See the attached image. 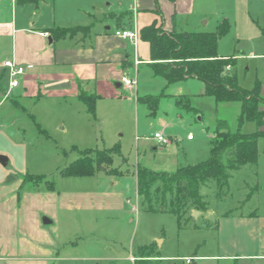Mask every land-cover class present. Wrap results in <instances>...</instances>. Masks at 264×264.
Returning <instances> with one entry per match:
<instances>
[{
    "label": "rangeland",
    "instance_id": "obj_1",
    "mask_svg": "<svg viewBox=\"0 0 264 264\" xmlns=\"http://www.w3.org/2000/svg\"><path fill=\"white\" fill-rule=\"evenodd\" d=\"M111 1L117 9L116 0ZM203 6L205 17L197 24L201 27L193 30L217 32L221 22L228 20L229 31L219 40V53L235 60L227 72L247 89L263 82L264 0H203ZM189 26L187 31H192ZM138 55L144 61L151 59L148 42H140ZM152 71L151 66L140 65L138 85L119 88L122 98L96 102L94 113L80 103L28 100L9 93L8 101L0 105V148L9 149L14 157L9 169L17 180L12 183L24 177L19 197L27 190L56 192L55 205L52 198L44 200L43 209L55 218L45 232L34 225L39 201L31 195L21 200L16 221L22 237L39 239L33 243L41 247V239L52 238L57 245L56 264H138L144 259L141 247L153 248V264H188V258L190 264H264V258L243 257L264 255V145L256 164L232 171L227 189H219L214 182L201 187L207 206L200 213L188 210L179 216L170 200L162 206L158 198L151 203L153 210L138 194L139 165L174 172L207 160L218 118L226 119L232 132L257 129L254 121L240 124L238 103L217 107L213 97L196 96L200 80L169 84ZM135 72L133 68L127 75ZM163 92L181 96L177 103L173 97H164L156 114L138 102V97ZM184 95H191L192 101ZM191 102L201 111L192 110ZM156 132L168 143L158 144L152 138ZM105 149H113V161L94 175L63 176L65 168L87 150L96 157ZM27 175L44 176L54 183L45 185ZM53 184L55 190L46 188ZM252 211L259 218L242 216Z\"/></svg>",
    "mask_w": 264,
    "mask_h": 264
},
{
    "label": "crops",
    "instance_id": "obj_2",
    "mask_svg": "<svg viewBox=\"0 0 264 264\" xmlns=\"http://www.w3.org/2000/svg\"><path fill=\"white\" fill-rule=\"evenodd\" d=\"M116 4L117 9L112 7L111 0H41L38 3L0 0V105L8 101L11 92L28 100L55 99L65 105L80 103L88 111L79 98L81 91L95 95L96 102L105 98H122L119 88L126 86L121 78L133 68L138 77L142 64L152 68L151 59L144 61L138 55L140 42H146L140 36L143 27L156 21L166 31H187L189 22H193L194 26H189L192 28L190 32H208L193 30L201 27L197 24L205 17L203 0H116ZM122 14L126 15L119 17ZM84 27L88 29L83 33L81 28ZM56 28L73 31L54 38L52 34ZM135 28L139 32L136 44L115 35L117 29ZM218 54L229 56L220 54L219 48ZM8 60L25 68L16 87H11L9 70L4 66ZM201 83L196 96L206 97L205 84ZM260 83L264 98V81ZM162 94L160 102L164 97H173L177 103L181 96L166 92ZM184 96L191 100V95ZM224 104L229 103L221 105ZM178 105L182 107L179 101ZM191 105L195 107L192 102ZM261 109L264 112V104ZM256 126V132L264 131V124ZM189 136V140H194ZM152 138L162 144L155 134ZM261 145H264V136L259 138V155ZM0 154L9 159L7 165L0 162V264H56L57 245L54 240L46 236L41 239L42 247L34 245L33 241L40 240L30 235L22 237V229L18 228L16 221L21 200L31 195L39 201L35 203V228L45 232L44 227L53 224L55 218L43 209L44 200L52 198L55 205L56 192L47 194L39 189L27 190L23 197H19L18 190L22 188L24 177L19 176L18 184L12 183L17 180L9 169L14 157L9 149L0 148ZM11 174L14 179L9 181L7 176ZM5 180L7 185H4ZM256 187L260 188L259 182ZM41 216L51 220V223H44ZM242 216L253 220L259 218L255 211L242 213ZM243 257L255 259L264 258V255L249 254Z\"/></svg>",
    "mask_w": 264,
    "mask_h": 264
},
{
    "label": "trees",
    "instance_id": "obj_3",
    "mask_svg": "<svg viewBox=\"0 0 264 264\" xmlns=\"http://www.w3.org/2000/svg\"><path fill=\"white\" fill-rule=\"evenodd\" d=\"M21 3L41 0H18ZM126 14H122V17ZM229 22L224 20L217 32L166 31L156 21L140 31L141 38L148 42L151 50V63L155 75L163 76L167 82L176 83L189 78H196L205 84V95L214 98L217 105L238 103L240 106L239 122L254 121L259 127L264 124V112L261 105V83L252 89L242 87L236 76L227 72L229 65H234L233 56H219V40L228 33ZM73 30L56 28L53 37ZM163 94L138 97V102L146 104L151 114H156ZM80 100L94 113L97 97L81 91ZM180 103V100H179ZM191 109H196L191 106ZM264 131L243 133L232 132L224 118L217 119L216 134L211 140V156L194 165L179 167L174 172L154 171L138 166L137 192L145 200H170L173 212L180 214L188 210H203L207 203L201 194V187L216 183L219 189H227L232 171L247 164H256L259 160V138ZM113 149H105L93 157L87 150L84 155L63 171L65 177H85L94 175L103 164L112 163ZM226 159V160H225ZM231 160L230 163L226 161ZM39 178L45 185L53 181L45 180L44 176L27 175L26 178ZM54 183V182H53ZM55 189V184L46 187ZM220 191L218 192V195ZM159 196V197H158ZM150 209L155 210L153 205ZM138 264H153V248L141 247Z\"/></svg>",
    "mask_w": 264,
    "mask_h": 264
},
{
    "label": "built area",
    "instance_id": "obj_4",
    "mask_svg": "<svg viewBox=\"0 0 264 264\" xmlns=\"http://www.w3.org/2000/svg\"><path fill=\"white\" fill-rule=\"evenodd\" d=\"M115 35L121 38H125V39H130L134 42V44L137 43L138 39H139V32L138 30L132 29H117L115 31ZM136 63H139V61H136ZM4 66L8 68L9 70V75H10V80H11V87H16L19 85V77L24 74L25 72V68L23 66H20L18 64H16L14 61L12 60H8L4 62ZM229 68V66H228ZM122 82L124 83V85L127 88H134L135 86H137L138 84V77L137 74H134L132 76H128L125 75L122 78ZM155 138H157L159 140L160 143H167L168 140L164 137V135H162L161 133L157 132L155 133ZM189 138H192V136L190 135ZM132 260H134L135 258L132 257ZM187 263L190 264L192 262L191 259H186Z\"/></svg>",
    "mask_w": 264,
    "mask_h": 264
},
{
    "label": "water",
    "instance_id": "obj_5",
    "mask_svg": "<svg viewBox=\"0 0 264 264\" xmlns=\"http://www.w3.org/2000/svg\"><path fill=\"white\" fill-rule=\"evenodd\" d=\"M9 159L5 156V155H1L0 154V162L3 164V165H7ZM14 177L13 176H9L8 180L11 181L13 180ZM194 213H200L198 210H194ZM43 222L44 223H51V220H49L48 218L46 217H43Z\"/></svg>",
    "mask_w": 264,
    "mask_h": 264
}]
</instances>
